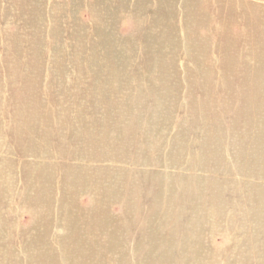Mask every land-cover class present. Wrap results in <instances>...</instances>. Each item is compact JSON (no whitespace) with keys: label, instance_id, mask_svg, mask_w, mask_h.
<instances>
[{"label":"rangeland","instance_id":"rangeland-1","mask_svg":"<svg viewBox=\"0 0 264 264\" xmlns=\"http://www.w3.org/2000/svg\"><path fill=\"white\" fill-rule=\"evenodd\" d=\"M1 3L0 264H264V0Z\"/></svg>","mask_w":264,"mask_h":264},{"label":"bare ground","instance_id":"bare-ground-1","mask_svg":"<svg viewBox=\"0 0 264 264\" xmlns=\"http://www.w3.org/2000/svg\"><path fill=\"white\" fill-rule=\"evenodd\" d=\"M9 4L8 5H18L19 4V2H17V1H15V2H13V1H10V2H8ZM5 4V3H4ZM3 5V3H1L0 4V11H1V8L2 7H4V8H7V6H2ZM234 5V4H233ZM250 7V6H249ZM249 9V8H248ZM10 11V10H9ZM252 13H253V11L252 10H250ZM7 14H8V12H7ZM10 14H11V12H10ZM22 14V10L21 9H19V11H18V14L17 15H12V17L15 19V24H17L18 23V21H19V17H20V15ZM1 19V18H0ZM27 21H29V19H27ZM247 23V22H246ZM256 25L252 30H254V32H256V33H258L259 32V34L260 35H257V37H254L253 35H249L250 36V39H252V38H257V39H264V17H260V16H258V15H256L255 13L252 15V21H251V24L250 25H248V23H247V25L251 28V26L252 25ZM245 26V25H244ZM47 29V27H45L44 28V30H46ZM6 39V36L5 35H2L1 34V32H0V43H3L4 42V40ZM224 43V42H223ZM226 45V44H225ZM210 47L208 46L207 48H205L204 50H202V51H199L198 52V57H200V55L201 54H203V53H206V52H210V53H213V52H211L210 51V49H209ZM12 49H14L13 47H10V46H6V48H4L3 50H1L0 52L1 53H7V52H10ZM17 51H19V53H20V55H19V57H20V59L22 60V62H28V64H31V66H35V67H37V65H36V63L34 62V61H37V58H38V56H30L29 55V53H31L32 51H31V49L30 48H27V47H20V48H18L17 49ZM217 52V51H216ZM213 54H215V52L213 53ZM218 55H220V53H218ZM218 55H216V56H218ZM230 56H232V57H235V59H239V61L243 64V65H245V64H248V59H250L251 58V61H252V63H254V64H256V63H258V64H262V62L254 55V54H252V52H247V57L244 55H242V57L241 58H239V55L237 54V53H235V54H232V53H230ZM1 58H5V56L4 55H1ZM8 59H10V57L8 56ZM182 76L184 75V73H180ZM45 93H47V91H45ZM116 116L117 115H119V116H126V117H128L127 116V112H126V110H122V111H118L116 114H115ZM120 119H113V121L112 122H118ZM122 122H123V120H121ZM84 122H90V119H85L84 120ZM115 124H117V123H115ZM121 128L120 127H117L116 125H115V127H112L111 128V130H109L110 132H118V131H115V130H120ZM69 144H71L72 146H75V147H77V146H81V145H83L80 141H76V140H69ZM98 144L101 146H109V145H114V146H120V145H122V144H125L124 143V140H115V139H111V140H108V141H105L104 143H102V142H98ZM76 156H71V159H74ZM49 159H52V156H50L49 157ZM116 163H119V165H115L116 167H115V170L118 172V173H120V172H123L125 169H124V167H123V163H124V160H116L115 161ZM117 193H122V192H120V191H117ZM69 202H72V200H70V201H68V203ZM72 206L74 207V208H76V210L78 211V212H82L83 210H82V208H79L77 205H74L73 204V202H72ZM126 214L127 213H125L124 211H123V213H122V215L120 216H118V215H116V216H107L108 218H105V221H107V222H110V223H113V224H115L116 226H119V225H123V224H127V220H126V218H125V216H126ZM144 222V220H142V219H140V220H138L137 221V225H143L142 223ZM129 223V222H128ZM118 237H120V236H118ZM150 237L152 238V236L150 235ZM140 238H141V234H140ZM133 242V241H132ZM132 242H130V245H129V242H128V240H126L125 241V246H129V247H131L132 246ZM133 246H134V244H133ZM132 246V247H133ZM128 247V248H129ZM204 250H205V252H207V249L206 248H204ZM129 253H130V251L129 250H126V253H125V255L124 256H122L121 257V259H125V258H127L128 257V255H129ZM201 254V252L199 251V253L197 254V255H200ZM74 256L75 255H67V256H63V258H64V260H65V262L67 263V264H79V263H81V262H84V260H82L81 258H80V256H79V259L77 260V257L76 258H74ZM52 259H56V263H60V261H61V258L60 257H53ZM89 259H91V258H89ZM93 261H95V263H97V260H96V258H93ZM107 262V261H106Z\"/></svg>","mask_w":264,"mask_h":264}]
</instances>
